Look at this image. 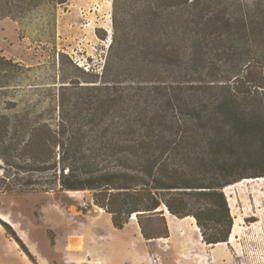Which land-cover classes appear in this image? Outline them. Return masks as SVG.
<instances>
[{
  "label": "trees",
  "instance_id": "16d2710c",
  "mask_svg": "<svg viewBox=\"0 0 264 264\" xmlns=\"http://www.w3.org/2000/svg\"><path fill=\"white\" fill-rule=\"evenodd\" d=\"M12 1L0 19H16ZM112 5L132 25L114 33L98 74L54 43L32 67L0 54L5 191H90L116 230L135 214L150 240L143 219L164 210L193 218L205 245L224 244V189L264 177V0Z\"/></svg>",
  "mask_w": 264,
  "mask_h": 264
},
{
  "label": "rangeland",
  "instance_id": "374dc122",
  "mask_svg": "<svg viewBox=\"0 0 264 264\" xmlns=\"http://www.w3.org/2000/svg\"><path fill=\"white\" fill-rule=\"evenodd\" d=\"M112 1L14 0L12 14L21 24L14 29L22 40L7 43L2 38L9 31H0V52L32 67L51 58L54 43L57 52L98 74L114 33L121 36L132 25L129 16L113 15ZM2 176L0 169V221L8 226L0 224V264H32L10 232L35 264H264V180L251 178L231 195L224 191L233 225L237 222L234 236L222 245L207 246L190 218L175 219L164 210V221L144 218L154 237L146 240L136 218L130 217L122 230L114 229L110 215L93 206L90 191L6 192ZM164 222L168 237L157 238Z\"/></svg>",
  "mask_w": 264,
  "mask_h": 264
},
{
  "label": "crops",
  "instance_id": "0c3cea01",
  "mask_svg": "<svg viewBox=\"0 0 264 264\" xmlns=\"http://www.w3.org/2000/svg\"><path fill=\"white\" fill-rule=\"evenodd\" d=\"M20 22H19V19L16 18H11V17H5V18H2L0 19V31H4V32H7V30L9 31V36H5L4 38H2V40H5V42L7 43H12V42H15V41H21L22 38L20 39V36L18 33H16L14 27H17L20 29ZM12 30V31H11ZM14 31V32H13ZM13 32V33H12ZM3 49H1L2 51ZM1 55H3V51L0 52ZM1 238V236H0ZM4 242V241H2ZM22 261L24 262V258H22ZM28 261V260H27ZM26 263V261H25ZM29 263V262H28Z\"/></svg>",
  "mask_w": 264,
  "mask_h": 264
},
{
  "label": "bare ground",
  "instance_id": "6f19581e",
  "mask_svg": "<svg viewBox=\"0 0 264 264\" xmlns=\"http://www.w3.org/2000/svg\"><path fill=\"white\" fill-rule=\"evenodd\" d=\"M107 43H109V41H107ZM254 180H256V181H260V180H264V178H258V179H254ZM253 179H251V180H243L242 182H240V183H237V184H234V185H232V186H228V187H226L225 189H224V191L228 194V195H231V194H233V192H232V190L235 188V187H239V186H241L244 182H247V181H254ZM261 182V181H260ZM169 215V214H168ZM170 216V215H169ZM173 218H175V217H173ZM5 219V218H4ZM176 219V218H175ZM185 219H188V218H185ZM191 220H193L194 221V219L193 218H190ZM237 222H234V225H233V228H232V233H231V235H230V238H229V240H231L232 238H233V236H234V232H235V228H236V224ZM197 230H198V228H196ZM217 245H222V244H217Z\"/></svg>",
  "mask_w": 264,
  "mask_h": 264
},
{
  "label": "built area",
  "instance_id": "2783aa9c",
  "mask_svg": "<svg viewBox=\"0 0 264 264\" xmlns=\"http://www.w3.org/2000/svg\"><path fill=\"white\" fill-rule=\"evenodd\" d=\"M76 63V62H75ZM77 64V63H76ZM79 67H82L81 65H79V64H77ZM85 70H87V67H83ZM131 219H134L135 220V214H133L132 216H131Z\"/></svg>",
  "mask_w": 264,
  "mask_h": 264
}]
</instances>
